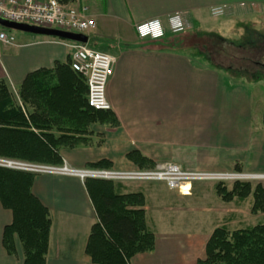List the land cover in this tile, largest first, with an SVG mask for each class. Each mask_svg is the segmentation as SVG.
Wrapping results in <instances>:
<instances>
[{"label":"crops","instance_id":"obj_1","mask_svg":"<svg viewBox=\"0 0 264 264\" xmlns=\"http://www.w3.org/2000/svg\"><path fill=\"white\" fill-rule=\"evenodd\" d=\"M70 6L87 7L86 15L95 22L87 46L115 59L105 91L117 125H93L75 147L60 146L62 167L82 170L105 161L109 164L105 169L141 170L144 167L127 157L135 152L152 168L173 163L188 171L238 169L264 175V125H260L264 100L261 103L259 96L253 104L248 86L199 64L193 58L194 48L180 43L184 36L196 34L198 38L199 32L204 33V22L236 16L237 11L246 14L244 9L261 8L264 0H75ZM216 9L221 12L214 13ZM175 14L181 15L187 30L178 39L137 36L136 25L159 20L168 27L169 18ZM8 34L14 37V43L0 42V80L12 90L18 89L29 74L51 70L56 63L65 64L70 59L66 42L25 33ZM60 127L57 124L47 133L54 138L68 136ZM115 183L120 194L143 195L146 227L154 235L153 251L135 255L129 264H195L204 257L205 244L220 225H214L211 233L187 231L185 236H176L166 231L167 223L172 224L174 218L172 214L167 217L171 205L158 208L157 220L148 217V200L153 199L151 193L161 190L170 196L176 193L180 198H191L197 189L216 191L215 185L194 183L188 195H181L158 182ZM32 194L50 215L46 264H92L85 246L97 216L84 181L68 174H38ZM228 212L231 210L222 206L212 210L214 214ZM175 219L183 225L181 216ZM11 221V212L0 205V264H22L17 240L15 257L8 256L2 247L3 228Z\"/></svg>","mask_w":264,"mask_h":264},{"label":"trees","instance_id":"obj_2","mask_svg":"<svg viewBox=\"0 0 264 264\" xmlns=\"http://www.w3.org/2000/svg\"><path fill=\"white\" fill-rule=\"evenodd\" d=\"M74 1L59 0L65 5ZM186 32L167 30L163 38L175 40ZM193 35L182 37L180 43L196 50L194 59L197 55L204 56L211 68L244 85L263 82L262 56L253 59L262 54L261 39L248 35L235 41L214 31L199 32L198 38ZM223 61L237 64L222 68L219 65ZM16 91L14 95L0 80L2 158L60 167L63 164L58 153L60 146L75 147L93 125H117L111 111H96L88 106L85 79L71 70L70 59L65 64L56 63L51 70L29 74ZM57 124L69 135L54 138L47 133ZM127 157L144 167L141 170L153 167L135 152ZM108 166L100 161L88 169ZM35 176L0 168V205L12 214L11 223L3 228L1 243L6 254L15 257L17 240L22 264H46L48 251L51 220L48 210L32 194ZM84 185L97 216L85 246L92 264H129L135 255L153 251L154 235L146 227L143 195L120 194L113 181L85 179ZM215 189L224 195L223 200L243 201L252 196L251 212L264 211V189L260 184L252 188L249 183L234 182L229 190L224 184H215ZM195 264H264V222L232 231L226 226L216 227L205 244L204 257Z\"/></svg>","mask_w":264,"mask_h":264},{"label":"built area","instance_id":"obj_3","mask_svg":"<svg viewBox=\"0 0 264 264\" xmlns=\"http://www.w3.org/2000/svg\"><path fill=\"white\" fill-rule=\"evenodd\" d=\"M85 6H70L59 0H0V18L9 22L54 29L68 33L88 36L95 28V22L89 18ZM221 11L216 9L214 13ZM168 30L178 33L185 30L180 14L169 18ZM135 32L141 39L157 40L163 38L165 31L159 20H150L135 26ZM0 42L12 45L14 37L0 32ZM70 48V68L85 79L88 106L96 111H111L106 99V84L113 74L115 59L113 56L89 48L85 44L68 42ZM0 168L31 174H68L80 180L95 179L113 182H158L168 190L188 195L194 183L227 184L264 179V175L244 172H203L184 170L176 164L165 163L152 169L116 171L109 169L70 170L66 167H52L20 160L0 157Z\"/></svg>","mask_w":264,"mask_h":264},{"label":"rangeland","instance_id":"obj_4","mask_svg":"<svg viewBox=\"0 0 264 264\" xmlns=\"http://www.w3.org/2000/svg\"><path fill=\"white\" fill-rule=\"evenodd\" d=\"M237 11V10H236ZM246 14H242L241 11H237L235 14L236 16H231L229 18H223V17H217V19L213 20L210 19L206 22H204V27L206 31H214V33H218L220 36L231 39L235 41H241L246 38V36H250L251 38H259L263 42L264 46V6L261 8L254 7L252 9H244ZM239 13V14H238ZM241 14V15H240ZM5 33H13V34H20L21 32L14 31V30H5L1 29ZM186 30V28H185ZM184 30V31H185ZM90 39V38H89ZM187 45V43L185 44ZM189 45V44H188ZM185 50L184 53H187ZM190 51V50H189ZM196 50L194 51V53ZM253 58V56L248 55ZM260 56L261 62L264 64V47L262 50V54L256 56L253 58L254 60H257ZM196 60V59H194ZM237 60V59H235ZM197 61L199 64H204L206 68H211V66L206 62L204 56L200 55L197 56ZM235 62H227L223 61V64L219 65L222 68H226L230 64H237ZM216 63V62H215ZM261 75L263 76V82H256L252 83L251 85H245L248 86L250 89V94L253 97V104L255 100L259 97L261 98V103H263L264 100V71L261 69ZM222 75L226 76L227 74L221 73ZM229 78L228 76H226ZM11 92L15 95L16 90H12ZM254 94V95H252ZM264 110V104H262V107L260 108L261 113V120L260 125H264L262 120ZM245 183L251 184L252 188L260 184L261 186H264V179H255V180H249ZM197 186H202V183H197ZM207 184V183H205ZM207 186H212L214 184L208 183ZM232 183L224 184L226 187H230ZM200 188V187H197ZM176 192V191H175ZM199 189H197V193H195L191 198H180L176 193H172V196L168 195L165 191H157L154 193H151V196H153V199L148 200V214L151 218V216L154 219H159L160 216L157 214L158 208H160L162 205H171L170 209H168L167 217L170 218L174 216L172 224L167 223L169 225L167 227L168 233L176 234V236H185L188 232L195 233L198 232V234L203 233H211V231L214 229L212 228L214 225L216 226H224L232 231L235 229H241L247 226H252L257 223L264 222V211L260 213H252L251 212V204L253 203L252 196H248L246 200L239 201L237 199H231V200H223L222 197L224 195L218 194L214 189L209 188L206 189L203 192H200ZM218 195V197H217ZM234 204H237V210L234 209ZM220 207L222 206L223 209H226L228 211L231 210V212L228 214H214L212 213V210L214 207ZM157 214V215H156ZM166 214V212H165ZM172 214V216L170 215ZM231 215H237V218H228L227 216ZM181 216L184 220L183 225H178L174 220L176 221V217ZM149 218V219H150ZM189 220V223H186L185 220ZM181 224V223H180ZM159 228V227H157ZM166 229V228H165ZM158 232L159 230L156 229ZM159 233V232H158Z\"/></svg>","mask_w":264,"mask_h":264},{"label":"water","instance_id":"obj_5","mask_svg":"<svg viewBox=\"0 0 264 264\" xmlns=\"http://www.w3.org/2000/svg\"><path fill=\"white\" fill-rule=\"evenodd\" d=\"M0 28L5 30H14L25 34L44 36L48 38H54V39H59L68 42H75L80 44H86L88 42L87 36L82 34H73V33L63 32L54 29H44V28L31 26L28 24L9 22L1 18H0ZM262 120L264 123V110H263Z\"/></svg>","mask_w":264,"mask_h":264}]
</instances>
